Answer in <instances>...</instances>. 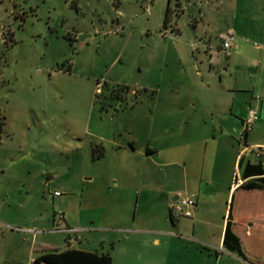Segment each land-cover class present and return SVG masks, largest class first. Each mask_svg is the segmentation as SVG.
I'll use <instances>...</instances> for the list:
<instances>
[{
    "label": "rangeland",
    "instance_id": "obj_1",
    "mask_svg": "<svg viewBox=\"0 0 264 264\" xmlns=\"http://www.w3.org/2000/svg\"><path fill=\"white\" fill-rule=\"evenodd\" d=\"M183 13L179 0H0V264H34L41 248L114 259L122 234L164 227L154 205L137 214L134 188L132 213L112 200L105 209L128 174L96 143L152 136L166 150L170 121L177 133L186 125L188 144L200 123L213 131L221 69L199 91V69L205 80L209 71L199 45L176 43L196 33ZM152 176L172 184L158 169Z\"/></svg>",
    "mask_w": 264,
    "mask_h": 264
},
{
    "label": "crops",
    "instance_id": "obj_2",
    "mask_svg": "<svg viewBox=\"0 0 264 264\" xmlns=\"http://www.w3.org/2000/svg\"><path fill=\"white\" fill-rule=\"evenodd\" d=\"M179 6L184 12L181 17L188 18L185 26L189 28L190 24L189 30L196 33L189 32L186 40L179 36L176 43L186 41L192 48L199 45V60L209 71V79L205 80L199 69V91L205 82L214 79L212 69H221V96L211 109L214 129L200 123L199 141L193 136L188 144L186 125L180 122L177 133L174 122H167L166 150L154 143L152 136L122 140L112 134L98 140L103 156L113 155L121 172L128 174L117 186H110L105 209L112 200L118 210L132 213L135 199L125 192L134 188L139 190L137 214L141 205H154V221L159 218L164 224L157 228L155 222L152 227L122 234V246L113 264H248L226 252L223 242L234 195V216L239 227L250 228L253 221L264 223V192L235 191L244 182L241 160H264V0H179ZM239 10L244 11L243 33L237 29ZM176 28L184 35L182 25ZM232 30L234 47L226 53L223 38ZM250 110L258 113V119L245 132ZM154 155L161 161H156ZM153 168L171 177L172 184L150 181ZM140 170L146 176L138 182V176L132 173ZM185 198L196 200L193 216L173 220V204ZM169 215L172 226L167 220Z\"/></svg>",
    "mask_w": 264,
    "mask_h": 264
},
{
    "label": "trees",
    "instance_id": "obj_3",
    "mask_svg": "<svg viewBox=\"0 0 264 264\" xmlns=\"http://www.w3.org/2000/svg\"><path fill=\"white\" fill-rule=\"evenodd\" d=\"M172 12L171 7H169L168 21ZM101 153L104 154V150ZM240 168L244 182L235 191L247 193L264 192V160L260 159L258 162L245 163L242 159ZM235 200L236 195H234L230 204L223 242L224 249L248 264H263L264 223L257 224L253 221L250 228L239 227L235 222L234 216ZM34 264H113V258L110 254H99L75 249L53 250L41 248Z\"/></svg>",
    "mask_w": 264,
    "mask_h": 264
},
{
    "label": "built area",
    "instance_id": "obj_4",
    "mask_svg": "<svg viewBox=\"0 0 264 264\" xmlns=\"http://www.w3.org/2000/svg\"><path fill=\"white\" fill-rule=\"evenodd\" d=\"M235 36L232 33L227 34L223 38L222 49L224 52L228 53L234 47ZM258 119V113L255 110H250L249 118L245 122V132H248L255 121ZM239 181H237L236 188L238 187ZM196 205V200L194 198H185L177 201L173 204L172 215L174 219H180L182 217L191 218L193 216L192 209Z\"/></svg>",
    "mask_w": 264,
    "mask_h": 264
}]
</instances>
